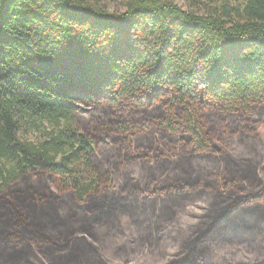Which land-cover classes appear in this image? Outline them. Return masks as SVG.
<instances>
[{
  "label": "trees",
  "instance_id": "obj_1",
  "mask_svg": "<svg viewBox=\"0 0 264 264\" xmlns=\"http://www.w3.org/2000/svg\"><path fill=\"white\" fill-rule=\"evenodd\" d=\"M185 2L0 0V264H264V0Z\"/></svg>",
  "mask_w": 264,
  "mask_h": 264
},
{
  "label": "rangeland",
  "instance_id": "obj_2",
  "mask_svg": "<svg viewBox=\"0 0 264 264\" xmlns=\"http://www.w3.org/2000/svg\"><path fill=\"white\" fill-rule=\"evenodd\" d=\"M175 2H176L179 6L183 7L185 10H188V9H189V8L186 7V2H185V0H175ZM110 8L112 9L113 6H111ZM74 96L79 97V94H75ZM74 106H75L78 110H80L81 112H83V113H89V112H90V108L86 107L85 105H83V104L80 103V102L75 101V102H74ZM259 133H260V136H261V140H262V142H263V145H264V127H262V128L260 129ZM263 175H264V174L261 173V176H263ZM203 260H206V259L203 258ZM43 262H44V261H43Z\"/></svg>",
  "mask_w": 264,
  "mask_h": 264
}]
</instances>
